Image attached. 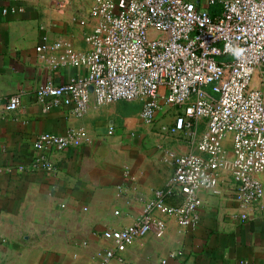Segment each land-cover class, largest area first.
<instances>
[{
  "label": "built area",
  "instance_id": "1",
  "mask_svg": "<svg viewBox=\"0 0 264 264\" xmlns=\"http://www.w3.org/2000/svg\"><path fill=\"white\" fill-rule=\"evenodd\" d=\"M88 1L87 19L94 24L84 35L85 51L74 52L62 41L36 48L39 54L63 51L50 61L54 67L85 70L82 77L39 87L35 102L41 112L65 107L82 118L106 105L141 101L138 118L156 146H186L182 154L166 151L172 176L152 191L141 216L102 233L112 247L99 253L100 264L122 262V253L148 235L161 238L164 223L155 213L194 228L200 194L220 196L221 181L230 184L238 219H247L264 197L257 179L264 173V0ZM214 6L219 12L211 16ZM12 11L0 8L2 15ZM21 99V93L7 97L4 111L17 112ZM87 140L82 128L41 134L32 162L17 172L51 175L56 158Z\"/></svg>",
  "mask_w": 264,
  "mask_h": 264
},
{
  "label": "crops",
  "instance_id": "2",
  "mask_svg": "<svg viewBox=\"0 0 264 264\" xmlns=\"http://www.w3.org/2000/svg\"><path fill=\"white\" fill-rule=\"evenodd\" d=\"M77 1L87 14L89 1ZM71 4L0 0V8L13 10L0 13V264H100L99 253L112 247L102 233L133 224L152 191L172 176L166 151L186 152L184 142L159 149L153 136L136 133L134 119L122 118L117 105L82 118L65 107L41 112L35 102L39 87L85 75L82 68L50 64L62 50L36 52L56 41L74 52L87 49L83 38L93 20L75 19ZM17 93L20 109L6 113V98ZM71 128L84 129L88 140L56 158L53 174L17 172L32 162L37 136H60ZM257 179L264 188V173ZM221 190L220 196L200 194L199 222L192 229L155 213L164 223L163 236L137 240L122 253V262L111 264H264V197L240 220L230 184L221 181ZM171 253L180 254L170 258Z\"/></svg>",
  "mask_w": 264,
  "mask_h": 264
},
{
  "label": "rangeland",
  "instance_id": "3",
  "mask_svg": "<svg viewBox=\"0 0 264 264\" xmlns=\"http://www.w3.org/2000/svg\"><path fill=\"white\" fill-rule=\"evenodd\" d=\"M112 105H117L119 109H122L124 114L120 115L122 118H125L126 116H130L131 118L134 119V123L136 124V133H142L145 138H150V131L148 128L142 129L140 128V123L138 121V115L140 113V109L142 106L141 101H132V102H120V103H115V104H110ZM172 116V115H171ZM171 116L168 114V117H166V121L168 122L171 118Z\"/></svg>",
  "mask_w": 264,
  "mask_h": 264
},
{
  "label": "water",
  "instance_id": "4",
  "mask_svg": "<svg viewBox=\"0 0 264 264\" xmlns=\"http://www.w3.org/2000/svg\"><path fill=\"white\" fill-rule=\"evenodd\" d=\"M71 10L73 13V17L79 21L87 22V14L80 8L77 0H71Z\"/></svg>",
  "mask_w": 264,
  "mask_h": 264
},
{
  "label": "trees",
  "instance_id": "5",
  "mask_svg": "<svg viewBox=\"0 0 264 264\" xmlns=\"http://www.w3.org/2000/svg\"><path fill=\"white\" fill-rule=\"evenodd\" d=\"M219 12V7L218 6H214L212 8H210L209 14L211 16H214L215 14H217Z\"/></svg>",
  "mask_w": 264,
  "mask_h": 264
}]
</instances>
